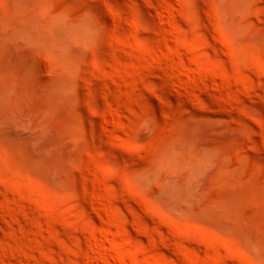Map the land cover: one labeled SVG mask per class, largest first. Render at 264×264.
Returning a JSON list of instances; mask_svg holds the SVG:
<instances>
[{
    "label": "rangeland",
    "instance_id": "374dc122",
    "mask_svg": "<svg viewBox=\"0 0 264 264\" xmlns=\"http://www.w3.org/2000/svg\"><path fill=\"white\" fill-rule=\"evenodd\" d=\"M0 264H264V0H0Z\"/></svg>",
    "mask_w": 264,
    "mask_h": 264
}]
</instances>
